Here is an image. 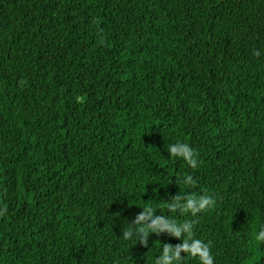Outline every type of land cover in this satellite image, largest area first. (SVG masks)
Wrapping results in <instances>:
<instances>
[{
	"label": "trees",
	"instance_id": "obj_1",
	"mask_svg": "<svg viewBox=\"0 0 264 264\" xmlns=\"http://www.w3.org/2000/svg\"><path fill=\"white\" fill-rule=\"evenodd\" d=\"M146 205L264 264V0H0V264H155L181 240H124Z\"/></svg>",
	"mask_w": 264,
	"mask_h": 264
},
{
	"label": "clouds",
	"instance_id": "obj_2",
	"mask_svg": "<svg viewBox=\"0 0 264 264\" xmlns=\"http://www.w3.org/2000/svg\"><path fill=\"white\" fill-rule=\"evenodd\" d=\"M255 55L260 56V51H256ZM166 150L170 158H180L193 169L198 167V154L189 143L178 140L169 144ZM181 183L185 187H191L195 185L196 181L191 175H188L182 179ZM215 203V199L206 194L197 196L184 193L176 194L167 199L166 207L173 213L178 210L182 215L196 216L197 213L213 207ZM141 209L142 211L137 213L134 220L130 222L131 226L123 231L124 240H141L147 246L150 234L155 233L160 236L165 231L181 240V243L177 245L164 243L156 257L155 264H184L189 257L198 259L199 264H215L210 242L195 237L194 222H178L172 217L158 215L152 206L146 205ZM2 214L0 211V215ZM255 240L264 242V228L255 234ZM182 252L185 255H181Z\"/></svg>",
	"mask_w": 264,
	"mask_h": 264
}]
</instances>
